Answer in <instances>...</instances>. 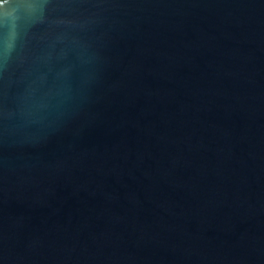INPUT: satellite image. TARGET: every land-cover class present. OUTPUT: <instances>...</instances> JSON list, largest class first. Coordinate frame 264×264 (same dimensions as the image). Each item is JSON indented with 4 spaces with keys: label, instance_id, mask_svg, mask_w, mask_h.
Masks as SVG:
<instances>
[{
    "label": "water",
    "instance_id": "1",
    "mask_svg": "<svg viewBox=\"0 0 264 264\" xmlns=\"http://www.w3.org/2000/svg\"><path fill=\"white\" fill-rule=\"evenodd\" d=\"M0 264H264V0H0Z\"/></svg>",
    "mask_w": 264,
    "mask_h": 264
}]
</instances>
